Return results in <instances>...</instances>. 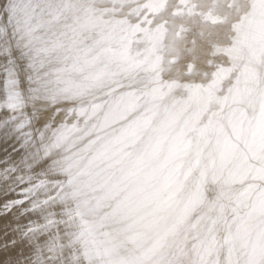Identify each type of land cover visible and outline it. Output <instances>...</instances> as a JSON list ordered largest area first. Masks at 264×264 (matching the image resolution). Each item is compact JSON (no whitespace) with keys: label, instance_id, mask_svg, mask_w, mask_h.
I'll return each instance as SVG.
<instances>
[{"label":"snow or ice","instance_id":"snow-or-ice-1","mask_svg":"<svg viewBox=\"0 0 264 264\" xmlns=\"http://www.w3.org/2000/svg\"><path fill=\"white\" fill-rule=\"evenodd\" d=\"M0 57L53 109L7 264H264V0H0Z\"/></svg>","mask_w":264,"mask_h":264},{"label":"bare ground","instance_id":"bare-ground-1","mask_svg":"<svg viewBox=\"0 0 264 264\" xmlns=\"http://www.w3.org/2000/svg\"><path fill=\"white\" fill-rule=\"evenodd\" d=\"M6 61L0 57V104L5 102L4 72L2 65ZM21 87L27 90L24 79V68L21 66ZM53 109L42 101L38 103H26L19 113H11L6 109H0V168L14 167L18 174L26 175V167L32 164L33 154L40 148V137L50 122ZM15 116V119L12 117ZM31 133V139L26 143L27 134ZM46 167V163L40 161L32 168L33 172H40ZM15 194L5 197L0 194V264H7L17 258L22 261L30 254L26 242H21L15 248L5 250L3 244L7 235V241L18 238L13 230L19 224H27L29 218H21L17 221L15 211L5 214L2 207L5 199H14ZM30 219H38L33 216Z\"/></svg>","mask_w":264,"mask_h":264}]
</instances>
